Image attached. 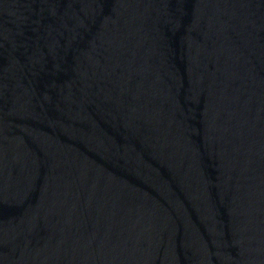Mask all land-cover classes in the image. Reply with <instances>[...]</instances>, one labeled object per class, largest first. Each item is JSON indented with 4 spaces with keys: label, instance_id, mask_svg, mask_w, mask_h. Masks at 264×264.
I'll return each instance as SVG.
<instances>
[{
    "label": "water",
    "instance_id": "95a60500",
    "mask_svg": "<svg viewBox=\"0 0 264 264\" xmlns=\"http://www.w3.org/2000/svg\"><path fill=\"white\" fill-rule=\"evenodd\" d=\"M0 264H264V0H0Z\"/></svg>",
    "mask_w": 264,
    "mask_h": 264
}]
</instances>
